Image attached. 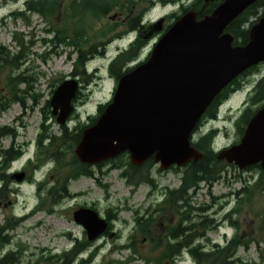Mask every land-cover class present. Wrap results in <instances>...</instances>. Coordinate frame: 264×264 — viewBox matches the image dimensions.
<instances>
[{"label": "rangeland", "instance_id": "1", "mask_svg": "<svg viewBox=\"0 0 264 264\" xmlns=\"http://www.w3.org/2000/svg\"><path fill=\"white\" fill-rule=\"evenodd\" d=\"M190 0H186L189 5ZM24 1L13 2L12 0H0V44L8 46L12 51L17 52L20 50V40L26 44V54L29 62L27 68L29 75L36 78L35 90L43 94V98L39 99V104H34L32 98L25 99V105L20 103H11L7 109H3L0 104V127L9 126L14 128L17 137L16 142L19 146L24 147L26 154L21 160L20 164L26 162L29 157H35L37 145L36 140L42 132V123L44 122L42 109L45 100L51 99L53 96L52 91L61 84L62 80L70 77L74 71L73 61L76 59L77 54L72 47L57 48L53 50L52 44L47 45L43 39H52L53 34L49 35L46 28L52 27L42 16L38 14L28 13L29 23L24 18H14L11 14L14 11L22 10L24 8ZM147 4L142 3V7ZM64 10L57 9L52 12L53 22L56 25H63L65 18ZM179 5L158 7L154 9L151 14L153 20L164 16L165 14H172L179 11ZM119 8H116L109 16L101 20H93L91 16L87 18L86 23L93 24L89 29L90 33L98 32L102 26L110 24V16L118 13ZM59 12V13H58ZM263 11L260 12V15ZM255 17L251 19L252 22L259 19ZM123 14L116 17L115 21H121ZM73 22L70 23L71 27ZM248 25V24H247ZM246 25V26H247ZM89 26V25H88ZM126 28V25L121 23L117 27L118 31ZM15 33L18 38H15ZM103 40V39H102ZM101 40V41H102ZM107 41L105 38L103 42ZM149 43L142 52L141 59H145L149 54L154 39H149ZM128 40H121L111 42L108 47L107 54L104 58L91 61L88 65L89 70L99 68L100 78L98 83L89 85L82 81L81 97L86 98L85 104L80 103L81 99L75 102V110L71 117H69L67 124L69 128H73L79 122L89 123L88 116L96 115L99 104L109 102L114 95L117 87V81L111 77L108 72V67L113 58L118 55L120 48L126 46ZM30 47V49H28ZM100 48V47H99ZM43 56L47 58L45 61ZM133 64V63H132ZM131 64V65H132ZM260 73H264V66H260ZM259 79V74H253L246 77L247 86L240 92L235 93L229 101L221 108L224 112L227 108L234 109V117L229 121L222 120L214 122L216 126H228V131L225 132L224 137L217 139V144L223 147L231 146L240 140L238 129L236 128V120L240 116L244 107L250 103V92L252 91L253 84ZM61 81V82H60ZM9 82V72L3 71L0 73V96L7 97V87ZM24 88V85H22ZM4 103L8 104L10 100L4 98ZM249 101V103H247ZM34 106V108H33ZM259 105H253L255 110ZM240 111V112H239ZM47 117L46 124L50 125L49 131L60 134V124L56 121V117L50 114L45 108ZM227 119V117H225ZM209 127L210 125H206ZM245 127V125H243ZM2 146L7 147L12 143L10 136L2 139ZM71 156V155H70ZM18 164H15L17 166ZM154 166L153 164L151 165ZM17 167H20L18 165ZM157 168V166H154ZM95 171L94 177L83 176L70 183L69 192L73 197L65 198L61 205L55 207L54 212H49L51 201L47 196L44 197L45 203L40 206V198L36 192V186L29 185L28 183H9L5 189V200L0 201V227L14 226L13 229L5 230L4 234L13 237V242L8 248L2 249V252L7 249L23 250V263H34L41 255L61 254L68 251L73 247L74 240L80 241L85 244L88 241L87 234L82 225L78 224L73 217V213L80 206L96 207L97 211L106 217L107 209L110 207H120L122 211L119 213V220L114 223V231L117 232L113 237L103 236L100 239L91 242L89 250L84 253L85 260L89 259L90 252H96L92 261L88 264H114L112 260L126 259L130 252L124 250L122 252H112L115 244L127 241L128 235L132 233L134 228V218L138 213H144L151 199L148 197L150 186L149 184H142L137 189L133 185L127 184L125 179L120 177V172L117 169H111L108 162L103 163L101 169L93 167ZM226 177L231 179L228 183L225 179L220 180L213 186L201 185L197 194L195 195L194 202L199 204L208 203L211 201V194L220 196L228 194L231 190L237 191L243 188L246 184L254 187L255 191L251 194H245L243 203L239 204L236 197H230L229 202L220 198L215 208H223L217 213L216 218L220 219L226 212L236 207L239 204L241 207L237 209V215L233 218L238 220L240 224V232L242 240H251L250 246L246 249L239 248L237 255L244 260L247 264H264V189H256L255 185L260 179L259 170L240 172L237 168L227 167ZM46 171L38 173L39 178H43ZM56 180H62L66 175L59 174ZM179 173L174 171L165 172L158 176V180L162 187H177L180 185ZM58 180V181H59ZM20 184V185H18ZM56 186V181L51 182V186ZM108 185V189L102 187ZM17 188L16 195L7 194V189L11 190ZM27 216L24 220L19 218ZM224 222H221V225ZM229 224L227 221L222 226ZM226 230L222 228L216 231H209L208 237L212 240L207 248L218 242L224 245L223 240L225 237L223 233ZM229 234L233 230H228ZM142 239V236H139ZM144 239V238H143ZM112 252V253H111ZM139 252L146 255L155 263L159 258L160 251L152 252L151 246L147 242L139 244ZM136 261L133 264H145V261L140 258V255H135ZM169 260H163V264ZM178 264H194L190 257H180Z\"/></svg>", "mask_w": 264, "mask_h": 264}, {"label": "trees", "instance_id": "2", "mask_svg": "<svg viewBox=\"0 0 264 264\" xmlns=\"http://www.w3.org/2000/svg\"><path fill=\"white\" fill-rule=\"evenodd\" d=\"M143 0H74L66 16L64 17L63 25H56L51 18L52 12L58 6V0H31L26 3V10L24 12L16 11L11 16L14 18H24L29 23V16L27 13H39L47 22H50L52 28L46 29L47 32L53 34L52 39H43L47 45L52 44L53 50L57 48L72 47L77 54L76 61L74 62V71L70 76L80 77V81L90 83L94 79V74H87L86 64L87 62L95 57L96 55L103 56L107 50V43L111 39L121 37L127 30L139 29L140 33L145 29L142 27L141 20L144 13V9L136 12V14H130L133 8L136 7ZM149 4L153 3V0H146ZM164 4L172 2L175 3L177 0H158ZM223 0H215L205 5V0H195L193 3V9L199 12V17H203L205 14H210ZM204 7V10L201 9ZM116 8L119 11H125L127 13V27L125 31L118 32L117 27L122 22H111L108 25H104L98 32L90 33L89 29L93 27V24H87V18L92 17L93 20H101L107 17ZM182 10L186 11L185 5L181 6ZM264 10V0H259L252 6H250L239 18H237L228 27V31L233 33L235 36V44H245L249 39L250 27H246L250 23L251 19L258 17L260 12ZM177 16V15H175ZM178 18V16H177ZM72 23V27L70 23ZM253 23L250 24V26ZM89 25V26H88ZM114 34L110 39L108 36ZM15 38H18V34L15 33ZM107 41L103 42L104 39ZM103 39V40H102ZM20 40V50L17 52L12 51L8 46L0 44V73L3 71L9 72V82L7 87V97L0 96V104L3 109H7L8 106L13 103H20L25 105L26 98H32L34 104H39V99L43 98V94L36 92L35 83L36 78L29 75V69L27 63L29 62L26 54V44L23 40ZM102 40V41H101ZM141 37L132 44L129 49L121 52L109 65L110 75L118 81L122 75L128 73L133 69L129 65L138 57L140 50L145 45ZM100 47V48H99ZM30 49V47L28 48ZM46 61L47 58L43 56ZM264 66V63H263ZM260 66L250 68L243 74L239 75L234 79L213 101L208 107L200 122L198 123L197 129L202 126L209 119L217 117V112L222 101L227 99L231 93L244 87L247 76L255 73L259 74V79L256 80V84L253 87L250 97L251 106L247 108L241 117L236 122V128L240 137L244 133L245 127L250 118L255 114L256 110H252L253 105L262 106L264 103V73H260ZM61 82V81H60ZM24 85V88H22ZM55 90L52 91V93ZM4 98L10 100L8 104L4 103ZM86 98L81 100L84 103ZM109 103L100 104L97 109L96 115L88 116L89 124L79 122L73 128H69L68 125L60 126V134L57 135L55 132H50V125L46 124L47 117L45 108L51 114L50 100H45L42 113L44 114L42 123V132L37 138L38 157L37 164L51 161L54 164L56 177L63 173L66 175L62 180H57V188H50L45 190L46 196L51 201V207L48 209L49 212H54L55 207L59 205L64 198L71 197L69 192L70 179H78L83 176L94 177L95 171L92 166L83 164L79 161L75 155V149L81 140L82 132L88 126L96 123L98 117L104 112L105 108ZM257 107V108H260ZM34 108V106H33ZM16 135L15 130L9 126L0 127V143L4 137L10 136L14 138ZM197 142H193V146L199 150L203 157L197 162H190L184 168H175L174 171L181 173L182 185L178 189H174L179 195V200L185 202L187 209L189 207L194 208L193 205V193L190 190L195 191L199 189V186L206 183L209 187L219 182L224 173L227 171V167L235 168L234 165H229L224 161H220L217 158L218 153H215L211 149V143L213 133L206 136L197 137ZM23 154V148L4 150L3 168L4 170L10 163V161L19 158ZM71 155V156H70ZM110 164L111 169H117L120 172V177L125 179L127 184L133 185L134 189H137L142 184L151 182L150 168L153 164V160H149L141 166H136L131 162L128 152H124L115 159L107 161ZM105 163V162H103ZM103 163L97 165L100 171ZM5 174H0V179H5ZM60 177V176H58ZM260 180L255 185L256 189H264V171L260 170ZM47 180L46 183H48ZM43 184L39 186V192L43 189ZM106 190L108 185H102ZM6 187L0 189L1 198L4 196ZM247 192L251 194L255 191L254 187H243L236 191L234 196L237 197L241 202L245 199L241 198L242 194ZM223 196H212L211 202L216 204L218 200ZM0 198V199H1ZM40 206L45 203L44 198L41 197ZM210 205L201 204L197 206V239H168L162 237H156V231L153 230V219L148 217L146 213L143 216L137 215L134 218V228L131 234L128 235L127 241L118 242L112 248V252H122L129 250L130 255L126 259L112 260L114 264H133L137 258L135 255L139 254L140 258L145 261V264H152L151 259L146 255L139 252V244L147 242L150 244L152 252L160 251L159 258L155 260L153 264H163V260L175 261L179 260L180 255L184 250H188L191 255L194 264H247L242 258L237 255L240 247L245 249L250 246L251 240L245 241L240 237L234 238L229 241L225 246H213L210 249L205 248L207 243L204 244V240L201 241V237H205L203 230L210 227L213 224V219L209 216L202 214ZM122 211L120 207L107 209V215L113 214V219H119V213ZM201 213V215H198ZM187 213L185 214V216ZM232 215L229 214L228 218L232 223ZM25 219V218H21ZM20 220V219H19ZM14 226L0 227V264H88L92 261L96 252H90L89 259L83 260L79 256L86 253L91 246L90 242L87 241L82 244L76 240L73 242V247L68 251H64L61 254H50L41 255L34 263H23L24 255L23 250L7 249L2 252V249L8 248L13 242V237L4 234L6 229H13ZM119 236V235H117ZM142 236V239H139ZM209 241V239H208ZM111 252V253H112Z\"/></svg>", "mask_w": 264, "mask_h": 264}, {"label": "water", "instance_id": "3", "mask_svg": "<svg viewBox=\"0 0 264 264\" xmlns=\"http://www.w3.org/2000/svg\"><path fill=\"white\" fill-rule=\"evenodd\" d=\"M256 1L224 0L202 19L195 11L179 18L150 58L120 78L112 102L83 131L76 148L79 160L95 165L129 152L137 166L154 157L164 169L200 160L202 154L191 141L202 115L238 75L264 61V15L252 27L246 45H234V36L226 32ZM159 30L160 24L153 33ZM78 91L76 79L65 80L55 91L50 104L59 124L72 114ZM218 159L241 170L256 164L264 169V107L250 120L240 143L222 151ZM74 220L90 242L109 228L107 219L91 208L76 210Z\"/></svg>", "mask_w": 264, "mask_h": 264}, {"label": "flooded vegetation", "instance_id": "4", "mask_svg": "<svg viewBox=\"0 0 264 264\" xmlns=\"http://www.w3.org/2000/svg\"><path fill=\"white\" fill-rule=\"evenodd\" d=\"M72 1L73 0H59L60 11H63V9H65L64 12L66 13V11L69 9V6L71 7ZM170 16L171 15L166 14L161 19L162 32L155 34L156 39H159L160 36L166 32L167 27L171 24ZM16 147H18L16 140H13L12 143H10L7 147L2 146V143H0V169L3 166V159L5 156L4 150H9L11 148H16ZM30 168H31L30 163L21 165L19 167V170L13 172L9 177L10 182L14 184L18 182L16 180V175L19 173H24V178L22 179V182L26 181L31 172ZM172 169L173 168L169 169V171H172ZM165 172L166 171H163L158 167L150 168L151 184H149L150 189H149L148 197L151 200L144 213H146L148 217H152L153 219L152 226H153V230L156 231V237H162L168 239H182V238H188L191 240L197 239V203L193 201V205H195V207L194 208L189 207L187 209L185 202L179 200V195L174 190L178 188L173 189L172 187L169 186L162 187L161 183L158 180V176L159 173L164 174ZM5 179L7 180L8 177H6ZM196 194H197V188L195 189L194 197ZM222 198L228 202L230 200L229 195ZM239 208L240 207L237 204V206L231 211L233 212L234 210H237ZM211 211H213V208H211L207 212H204L203 214L207 216H211L214 222V219L216 220V216L218 212L216 211V213L212 215ZM186 213L187 215L185 216ZM106 218L107 219L109 218V224L111 223L113 225V222H111L113 218V214L108 215ZM218 221L220 220L218 219ZM214 226L215 224H212L211 228L209 227L210 230L208 231L204 230L203 233L207 232L208 234L209 231H216L219 228ZM238 232L241 233L240 224L238 226ZM114 233H115L114 235H116L117 232ZM241 235H245V234L241 233Z\"/></svg>", "mask_w": 264, "mask_h": 264}, {"label": "bare ground", "instance_id": "5", "mask_svg": "<svg viewBox=\"0 0 264 264\" xmlns=\"http://www.w3.org/2000/svg\"><path fill=\"white\" fill-rule=\"evenodd\" d=\"M204 239H206V237H204Z\"/></svg>", "mask_w": 264, "mask_h": 264}]
</instances>
